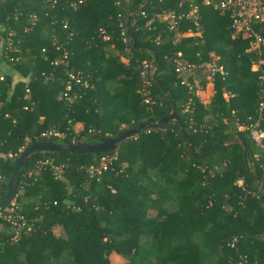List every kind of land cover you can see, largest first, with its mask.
Instances as JSON below:
<instances>
[{"label": "trees", "instance_id": "16d2710c", "mask_svg": "<svg viewBox=\"0 0 264 264\" xmlns=\"http://www.w3.org/2000/svg\"><path fill=\"white\" fill-rule=\"evenodd\" d=\"M70 1L57 0L51 8L48 0H0V201L20 146L93 144L147 125L107 153L32 154L13 196L24 226L13 239L10 223L0 221V264H112L114 253L123 257L120 264H239L241 256V264H264V172L255 160L258 147L240 128L260 113L264 129L261 72L250 69L255 56L247 51L249 39L233 36L227 15L198 2L202 41L173 43L159 16L186 11L179 0H82L75 7ZM189 27L184 20L180 31ZM253 28L264 37V22ZM63 51L65 63L54 64ZM177 52L192 63L210 53L218 58L225 75L214 78L207 107L179 84ZM143 64L154 67L145 89ZM70 72L87 84L68 104L60 94ZM184 78L196 89L204 86L199 69ZM171 106L176 120L150 126ZM48 128L66 136L40 139ZM218 143L224 144L194 158ZM113 154V171L86 172ZM39 159H51L61 172L44 165L28 175ZM213 166L218 170L209 171Z\"/></svg>", "mask_w": 264, "mask_h": 264}, {"label": "built area", "instance_id": "2783aa9c", "mask_svg": "<svg viewBox=\"0 0 264 264\" xmlns=\"http://www.w3.org/2000/svg\"><path fill=\"white\" fill-rule=\"evenodd\" d=\"M50 3V7L54 8L57 0H48ZM155 2H162L163 0H151ZM82 0L70 1L69 5L71 7H75L77 4H80ZM196 2L210 7L212 10L218 12L220 15H227L230 20L229 28L232 31L233 36H240L242 38L249 39V48L247 51H250L254 54L255 60L251 62L250 69L252 71H260V101L258 108L261 111L264 108V37L257 33L253 25L256 22H264V0H179L178 8H183L185 4L188 5L186 11H176V10H166L163 11L159 20L165 26L166 30L173 35L172 42H176L180 38L191 37L196 43L202 41L204 30L203 27L199 23V14L198 7ZM143 14V13H142ZM32 23L36 21V17L32 15L31 17ZM186 20L190 21L193 28L189 27L184 31H180L181 23ZM122 27V31H124V26L120 24ZM98 35L101 37L103 41H107L109 36L105 32V29L100 28L98 30ZM158 40V39H157ZM7 49L15 52L16 48L9 42L7 45ZM67 56V51H63L61 57L56 58L54 60V64L65 63ZM218 58L213 54H209V58L206 61L200 63H192L182 57L180 52H177L173 59L174 72L176 74L177 79L179 80V84L187 86L189 89H192L194 95L197 97L198 102L207 107L210 103V100L213 95V82L214 78L217 75L224 76L225 72L222 67L217 63ZM199 69L202 73V79L204 82V86L201 89H196L193 87V84L187 81L184 76L185 74L190 73L194 69ZM154 70V67L150 65L143 64L142 69L140 71V78L142 80V88H146L148 83V74ZM3 77L0 76V80ZM87 81L84 79L83 75L79 72H70L67 75V79L65 82L64 91L60 94V98L66 101L68 104L72 103L74 99L79 97V93L82 86H86ZM28 92V90H26ZM145 102H149V98L145 99ZM217 117V115H214ZM262 121V116L258 113L257 117L248 123L245 126H240V128H246L249 133L250 139L255 143V145L259 149V153L256 154L255 160L258 161V167L261 171L264 172V129L260 127V123ZM201 128V127H200ZM196 131V129H193ZM64 132H60L55 128H48L42 130L38 137L40 139H63L65 137ZM28 140L26 139V142ZM24 149V145L18 148V153L22 152ZM15 153H9L8 157H14ZM116 158V155H103L101 156L96 166L87 167L86 172L89 175H95V173H100L102 171L111 170L113 171V160ZM49 166L51 168H55L59 173L62 170V166H54L51 159L37 160L35 161L32 170L28 173L31 174L32 171H38L42 166ZM224 165V164H223ZM211 170H218L217 166H213ZM0 174V180H1ZM238 185L242 184L241 180L237 181ZM6 220L10 223L12 228L14 229L13 239L17 238L19 235L20 229L24 226V218L22 215L16 213L15 206L13 205V198L8 206H6L2 211H0V221ZM29 230V227L27 228ZM236 243V238L234 237L230 242L229 246L231 248L234 247ZM246 257L241 256V262H245Z\"/></svg>", "mask_w": 264, "mask_h": 264}, {"label": "water", "instance_id": "95a60500", "mask_svg": "<svg viewBox=\"0 0 264 264\" xmlns=\"http://www.w3.org/2000/svg\"><path fill=\"white\" fill-rule=\"evenodd\" d=\"M177 117L174 112V108L171 106V111L168 115L160 118L155 123L151 124L152 127H158L163 125L166 122L174 121ZM147 124H140L136 128H132L127 130L126 132L122 133L118 137H107L97 143L88 144V143H81V144H62V143H55V142H47V141H38L36 143L31 144L27 149L22 151V153L18 156V158L15 161L14 167L12 169V172L7 180L6 185V191L5 194L0 201V211H2L6 206H8L14 196L18 177L20 174V168L22 164L34 153L38 152H67L72 154H89V153H97V152H110L113 150L121 140L125 139L128 136L134 135L139 133L141 130L144 129V127ZM182 136L185 140V143L187 146H189V141L187 135L181 131ZM224 143H218L214 147L206 150L202 154L198 156H194V158H199L206 156L209 154L212 150L218 148ZM243 159L245 164L247 165V155H246V147H244L243 151ZM258 187H261L259 183H257Z\"/></svg>", "mask_w": 264, "mask_h": 264}, {"label": "rangeland", "instance_id": "374dc122", "mask_svg": "<svg viewBox=\"0 0 264 264\" xmlns=\"http://www.w3.org/2000/svg\"><path fill=\"white\" fill-rule=\"evenodd\" d=\"M110 262L112 264H120V263H123L124 260H123V257H121L120 255H117V254H113L110 258Z\"/></svg>", "mask_w": 264, "mask_h": 264}, {"label": "crops", "instance_id": "0c3cea01", "mask_svg": "<svg viewBox=\"0 0 264 264\" xmlns=\"http://www.w3.org/2000/svg\"><path fill=\"white\" fill-rule=\"evenodd\" d=\"M121 60H123V59H121ZM12 76H13V79L14 80H16L17 79V75L15 74V73H12ZM81 128V124L80 123H76L75 125H74V130H79Z\"/></svg>", "mask_w": 264, "mask_h": 264}]
</instances>
